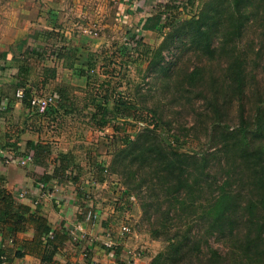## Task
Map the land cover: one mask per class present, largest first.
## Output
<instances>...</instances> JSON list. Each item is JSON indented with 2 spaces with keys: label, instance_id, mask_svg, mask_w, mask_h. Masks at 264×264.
Listing matches in <instances>:
<instances>
[{
  "label": "rangeland",
  "instance_id": "obj_1",
  "mask_svg": "<svg viewBox=\"0 0 264 264\" xmlns=\"http://www.w3.org/2000/svg\"><path fill=\"white\" fill-rule=\"evenodd\" d=\"M21 4L20 0H0V34L10 32L9 25L19 28L22 24L14 23L19 21L18 15H24ZM57 4L59 24L48 37L50 50L86 53L85 100L82 105L76 103V111L86 117L68 121L67 127L86 141V167L81 168L82 173L88 178L98 175L99 167L104 169L105 185H99V189L95 185L91 193L111 196L104 202L116 207L117 219L123 222L121 230L133 227L154 241L149 232L154 222L144 215L138 190L130 191L126 176L129 171L138 175V180L145 179L153 169L142 168L141 164L126 169L137 159L138 152L130 156L126 166H121L124 154L135 150L134 143L141 142L146 126L133 120L113 119L115 115L108 113L105 119L113 120L99 129L96 121L104 115H98L95 121L92 116L97 113L95 104L105 96L111 99L110 109L115 96L123 97L134 104L137 116L157 119L158 137L183 140L186 145L182 152L216 153L212 168L217 177L229 178L243 194L249 192L250 183L255 182L251 166L254 162H245L241 151L230 148L234 143L238 145L231 133L239 127L241 113L255 127L256 108L264 107V0L251 12L242 8L239 13H233L227 0H58ZM162 5L178 9L163 14L157 29L141 31L145 20L156 15V8ZM206 15L214 18L210 31H188L184 26L186 21ZM233 15L239 32L232 29ZM140 37L143 39L139 41ZM208 39L214 51H206ZM26 44L27 41L19 45L23 48ZM47 56L54 57L52 53ZM49 95L53 92L39 94L41 98ZM262 116L264 120V111ZM125 137H130L132 144L122 145ZM256 143L264 148V139ZM142 190L143 196L146 190L150 194L148 186ZM94 193L87 197L93 198ZM92 205L95 212L98 208ZM167 208L162 207V211ZM248 216L242 211L233 213L231 225L221 235L210 236L205 226L200 227L205 238L198 264H210L207 245L228 253L231 260L238 256L245 236L256 235ZM176 223L157 225L174 229ZM249 241L244 244L247 264H262L259 257L252 263V254L247 250ZM147 245L152 258L166 249L162 241Z\"/></svg>",
  "mask_w": 264,
  "mask_h": 264
},
{
  "label": "crops",
  "instance_id": "obj_2",
  "mask_svg": "<svg viewBox=\"0 0 264 264\" xmlns=\"http://www.w3.org/2000/svg\"><path fill=\"white\" fill-rule=\"evenodd\" d=\"M20 3L24 15H18L19 21L14 23L22 24L18 29L9 25L10 32L0 34V148L4 150L0 155V264H41L39 256L15 255L24 252V245L37 237L33 226L14 233L15 224L9 220L8 211L20 213L19 205L46 218L52 232L57 234V244L62 242L57 264H150L147 244L155 242L133 227L130 234H123V222L117 219L116 207L104 202L110 195L96 191L93 198L87 197L93 195L95 185L105 184L97 181L98 175L87 178L82 173L81 168L86 167V141L67 127L68 121L85 119L86 115L76 110L56 113L55 109L41 114L28 105V100L26 104L16 97L22 83L31 91L32 99L39 98L41 92L57 93L62 89L82 105L86 88V78L79 75V70L86 67V53L81 50L72 53L73 67L68 68V61L56 57L65 50H50L51 35L47 32L59 24L58 0H20ZM24 23L26 27L21 28ZM24 41L27 44L22 48L19 44ZM49 53L54 57L49 59ZM24 67H29L27 76L23 75ZM46 69L55 70L56 77L44 83ZM28 157L31 160L21 165L20 161ZM58 167L66 170L52 178ZM92 204L98 208L97 218L88 222L85 211ZM106 243L116 246L119 254L114 256L107 251ZM88 247L90 258L86 256Z\"/></svg>",
  "mask_w": 264,
  "mask_h": 264
},
{
  "label": "trees",
  "instance_id": "obj_3",
  "mask_svg": "<svg viewBox=\"0 0 264 264\" xmlns=\"http://www.w3.org/2000/svg\"><path fill=\"white\" fill-rule=\"evenodd\" d=\"M260 1L227 0V3L233 6V8L231 7L233 13H239L242 8H247L251 12ZM175 9L177 10L178 7L170 5L158 6L156 15L145 20L141 31L157 29L162 23V15L172 13ZM234 15L232 29L239 32L238 20ZM213 20L214 18L209 17V15L201 16L198 19L194 17L186 21L184 26L188 28V31L202 32L205 29L210 31V23ZM47 33L51 35V32ZM142 39L140 37L138 40ZM208 40L206 51H214V49L212 50V41ZM56 57L68 61V68L73 67L71 62L73 60L72 54L64 51L58 53ZM85 70H80L79 75L86 78ZM22 72L24 76H27L29 67H24ZM44 75L46 76L44 83H46L48 79L56 77V71L46 69ZM238 76L237 74L236 77ZM19 88L25 89V96L22 100H25V103L28 100V105L31 106L33 98V96L31 97V91L26 90L22 83H20L17 90ZM53 95L58 97L59 102L57 106L50 108L51 111L55 109L57 113L59 110H64L66 113L69 110L74 111L77 109L76 102L64 90L60 89ZM110 100L109 97L105 96L103 100L101 99L94 106L97 113L92 116V120H97V116L100 114L104 115L101 121H96L99 129H104L113 119L122 121L133 120L146 126L140 137L141 142L139 144L134 143L135 150L124 154L120 163L121 166H126L130 156L138 152L137 159L132 162L131 166L128 164L126 169H130L136 164H141L142 168L153 169L152 173L145 175V179L139 178L138 180L137 177L139 176L129 171L126 174L130 191L138 190L142 201L141 209L144 215L151 222H154L149 230L154 238L152 242L162 241L166 244V249L163 252L153 258L151 257L150 264H198L200 256L204 253L202 242L205 238V235L200 234V227L205 226L207 233L211 234L210 236L221 235L231 225L232 215L236 211H242L245 215H249L248 218H250L253 226L256 227L255 237L252 238V236L246 235L243 243L245 244L247 240H250L247 250L252 254V263H254L253 260L259 257L263 259L262 264H264V148L261 144L257 145L256 143V140L264 139L263 105H259L256 108L255 127L241 113L240 125L231 133L237 138L238 145L234 143L230 148L235 152L237 150L241 151L245 162H254L251 166H253L252 170L255 171V182L250 183L249 192L243 194L237 189V185L233 184L231 180L229 181V178H226V180L218 178V174L213 171L212 160L215 158L216 153L202 155L182 152V148L186 145L183 140L168 136L165 139L158 137L156 134L158 130L157 119L155 121L137 116L136 111H134V104L123 97L115 96L113 98V106L110 109ZM108 113H113L115 115L114 118L111 120L105 119ZM129 144H132L131 138L125 137V142L122 145ZM65 170L66 167L56 168L52 178H56ZM104 175V169L99 167L97 179L99 183L105 182ZM144 186H148L149 195L147 190L145 196L141 194ZM164 206L168 208L162 211ZM18 207L21 211L20 213L10 214L8 211L9 220L14 221L15 224L14 233L23 232L29 226H33L37 237L33 241L26 243L22 248L24 252H17L15 254L16 257L21 258L28 253L39 256L41 264H57L56 258L61 253L62 242L57 244V234L52 232L47 219L40 215L32 214L29 207L22 205ZM91 208H86V216L89 210L94 211ZM165 222L177 223L176 225L174 224V229L164 225H157L158 223L165 224ZM130 230L132 232V227H130ZM134 230L138 231L136 228ZM203 232L206 233L205 231ZM130 233L123 234L128 235ZM244 244L239 249L238 256H235L232 260L228 253L222 254L221 250L214 248L213 250L210 245H207V249L210 250V264H247L248 258H246ZM104 248L107 251L110 250L114 256L119 254L117 247L114 245L111 248L105 245ZM89 251V247L86 248L87 258H90Z\"/></svg>",
  "mask_w": 264,
  "mask_h": 264
},
{
  "label": "built area",
  "instance_id": "obj_4",
  "mask_svg": "<svg viewBox=\"0 0 264 264\" xmlns=\"http://www.w3.org/2000/svg\"><path fill=\"white\" fill-rule=\"evenodd\" d=\"M25 96V89L24 88H19L17 90V93H16V97L19 99V100H22ZM58 102V97L56 95H49V96H46V97H42V98H37V99H32L31 101V105L34 106L35 108L38 109V111L41 113V114H46V112L51 108L53 107L56 103ZM4 154V150L0 148V155H3ZM31 160V157H28L27 159L25 160H21L20 161V164L21 165H25L28 161ZM97 218V215L95 212H93L92 210H89L88 213H87V216H86V220L88 222H93L95 221ZM122 231L123 233H128L130 232V227L128 226H124L122 228ZM90 241H93V239H90ZM106 246H108L109 248H111L112 246L108 243H106Z\"/></svg>",
  "mask_w": 264,
  "mask_h": 264
}]
</instances>
